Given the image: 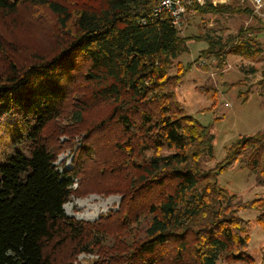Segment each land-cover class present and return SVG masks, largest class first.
<instances>
[{
  "label": "trees",
  "instance_id": "1",
  "mask_svg": "<svg viewBox=\"0 0 264 264\" xmlns=\"http://www.w3.org/2000/svg\"><path fill=\"white\" fill-rule=\"evenodd\" d=\"M155 6L156 0H0L10 29L19 26L15 16L23 8L36 15L47 9L55 18L46 51L25 43L17 51V42L0 35V117L17 118L23 144L0 162V264H77L81 253L96 255L90 264H256L250 224L239 212L255 211L264 231V196L236 201L219 176L238 166L264 184V130L239 136L209 165L213 127L188 114L176 94L199 67V59H178L196 36H182L168 16L154 14ZM241 12L252 10L210 0L185 16ZM261 30L251 26L226 41L208 37L200 57L216 59L219 69L228 55L255 58ZM252 71L261 72L264 94V62ZM199 90L211 100L204 111H214L218 89ZM74 126L85 137L73 151V168L60 171L59 136L75 137ZM89 166L96 192L122 196L113 214L122 233L64 211L90 184L83 178Z\"/></svg>",
  "mask_w": 264,
  "mask_h": 264
},
{
  "label": "rangeland",
  "instance_id": "2",
  "mask_svg": "<svg viewBox=\"0 0 264 264\" xmlns=\"http://www.w3.org/2000/svg\"><path fill=\"white\" fill-rule=\"evenodd\" d=\"M247 6V4H243ZM248 7V6H247ZM30 14V20L24 22L23 16ZM33 16V17H32ZM17 18L18 27L10 29L7 19L5 22L0 17V35L13 42H17V51H22L27 44L30 50L46 51L53 48L52 34L55 29L53 14L45 9L41 14L29 13L22 9ZM252 13H224V14H191L187 15L179 28L182 36H196L187 42L188 53L178 59L184 63L195 62L199 59L204 62L201 68L196 65L185 77L184 82L176 89L178 102L188 114L196 117L202 124L212 125L215 140V160L209 165L221 161L227 148L242 135H251L264 130V94H261V72L253 73L252 68H260L264 62V24ZM251 26L262 27V32L255 36V44L262 48V54L255 58H244L237 55H228L227 62L222 68H217V60L209 57H200V51L207 47L208 37L227 40L237 36L241 30ZM199 39V40H198ZM177 59V60H178ZM205 67V68H204ZM204 68V69H203ZM236 84L237 87H231ZM199 86L218 89L219 103L214 111H204L211 105V100L199 90ZM250 90V92H248ZM242 92V96L241 95ZM221 117V118H216ZM70 123V122H69ZM66 125V121H61ZM64 125V126H65ZM73 126V124H70ZM19 122L13 115L0 117V162L5 161L16 151L23 150V144L19 141ZM78 132L71 138L69 134L62 133L59 136L61 151L57 155L55 165L60 171L73 168V151L81 146L84 132L80 127H73ZM74 144L72 149L68 145ZM95 169L88 167L87 176L90 184L74 194L65 204V213L70 217L90 222H100L108 226V230L114 233L121 232L115 227L113 214L119 210L122 196L120 194L102 195L92 187ZM76 179L74 188L79 189L82 184ZM219 182L223 187L236 195V201H249L257 196H264V184L257 181L256 175L246 169L235 166L219 176ZM70 212V213H69ZM239 214L248 220L250 224L251 241L249 253L254 257L256 264H264V231L256 223L257 213L253 210H241ZM118 222V221H117ZM121 229V228H120ZM96 255L81 253L78 255L77 264H90ZM219 264H230L220 260Z\"/></svg>",
  "mask_w": 264,
  "mask_h": 264
},
{
  "label": "built area",
  "instance_id": "3",
  "mask_svg": "<svg viewBox=\"0 0 264 264\" xmlns=\"http://www.w3.org/2000/svg\"><path fill=\"white\" fill-rule=\"evenodd\" d=\"M210 0H156L154 14L156 16H168L172 24L178 29L182 26L187 8L194 4L199 6L206 5ZM215 3H231L247 4L251 8L253 14L264 22V0H212Z\"/></svg>",
  "mask_w": 264,
  "mask_h": 264
},
{
  "label": "bare ground",
  "instance_id": "4",
  "mask_svg": "<svg viewBox=\"0 0 264 264\" xmlns=\"http://www.w3.org/2000/svg\"><path fill=\"white\" fill-rule=\"evenodd\" d=\"M64 208L66 209V206L64 205ZM70 213V212H69Z\"/></svg>",
  "mask_w": 264,
  "mask_h": 264
}]
</instances>
